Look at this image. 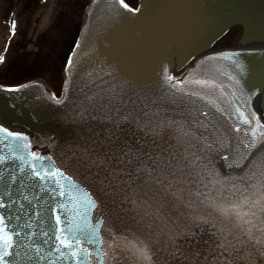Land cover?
Returning a JSON list of instances; mask_svg holds the SVG:
<instances>
[{"label": "snow or ice", "instance_id": "1", "mask_svg": "<svg viewBox=\"0 0 264 264\" xmlns=\"http://www.w3.org/2000/svg\"><path fill=\"white\" fill-rule=\"evenodd\" d=\"M119 3L128 7L124 0ZM15 27L12 21L13 34ZM218 55L231 60L241 73L245 71L238 60L239 52ZM3 59L0 56V62ZM68 67H73L71 59ZM70 81L71 73L63 96L56 99L57 104H64L68 99ZM164 82L175 91L185 92L179 87L186 83L184 80L165 73ZM191 83L207 85L210 82L193 80ZM235 83L244 95L241 80L235 79ZM8 91H19V88ZM259 91L253 87L249 99ZM235 95L233 90V98ZM117 98L122 100L115 93L112 99ZM234 107L237 122L229 131L237 134L235 144L227 133H220L215 139L198 133L197 128L206 131L212 127L206 122L211 120L207 112L201 113L204 121L194 120V126H188L187 121L159 119V110L141 109L139 116L133 110L122 115L121 109L104 105L108 111L94 118L108 125L104 129L106 134L99 138V148L83 150L82 159L87 171L95 169L98 191L107 195L124 192L126 188L135 192L139 188L144 195L152 192L153 199L164 193L173 198L172 208L178 213L170 221L175 227L168 231L161 229L151 241L139 237L129 240L109 229L111 239L107 250L103 247L104 218L93 222L90 215V210L99 207L93 193L55 166L51 157L32 151L27 135L0 125V133L6 134V139L12 138L8 143L0 142L3 144L0 147V264H92L94 255L98 264H104L103 258L110 255L116 264L117 241L121 240L124 250L134 258V264H264V147H261L264 146V121L254 110L249 115L240 105ZM144 108L149 106L145 104ZM113 111L116 118L111 114ZM128 124H134L136 131L150 139H137L135 144L121 141L118 133ZM166 129L174 134L170 139L175 144L164 139ZM96 143L94 140L93 144ZM197 145L199 149L193 151ZM214 152H226L222 156L225 166L238 169V173L221 174L211 159ZM201 188L207 191L202 192ZM211 192L216 195H210ZM192 197L212 212L181 211L182 206L186 209L194 206L196 200ZM123 202L137 204V200H129L127 195ZM86 245H95V248Z\"/></svg>", "mask_w": 264, "mask_h": 264}, {"label": "water", "instance_id": "2", "mask_svg": "<svg viewBox=\"0 0 264 264\" xmlns=\"http://www.w3.org/2000/svg\"><path fill=\"white\" fill-rule=\"evenodd\" d=\"M186 4L184 2H181V4L179 5V8L180 10H177V13H178V19L179 22L177 23L175 20L171 19L173 16H171L170 14H167V10L163 7V6H159V7H154V8H149V10L152 11V13H147L145 10L147 9H143L142 7L145 5L144 2L142 0H140V4H141V10L137 11V12H132V13H136V15H131V16H137L138 18H143V21L145 22L146 26H152L158 30L161 31L162 33V36H164L165 38L171 34V32L169 31L168 32V28H172L173 32L174 29L175 30H183L184 32L187 33V39L188 41L185 42V49L184 51L186 52L187 51V54L188 56L197 51L198 49H200L204 44H206L210 39H211V36H214L215 33L217 32V29L222 26H225V25H229V24H232L235 20V17L232 15L233 13H230V14H227V13H224V8L228 6L229 10L231 12L233 11H240L243 13V16L246 17L247 20L251 21L252 20V12H249L248 16L245 15V11H246V7L247 8H250V7H253V10L254 8L256 7V1L255 0H220L219 4H216L218 3L219 0H216V3H214L213 1L209 2V5H215L218 6L219 8L217 10H215L214 14H212V12L209 10L210 7L206 8L204 11H202L201 14L199 15H193L191 16V13H192V9H194L195 11L198 10L197 7H193L194 5V2H191L192 0H186ZM192 4V5H191ZM203 4V3H201ZM206 5H208L207 3H205ZM191 5V6H190ZM259 5V4H258ZM97 7H95L93 5V3L90 4L87 12L90 13L91 10L93 9H96ZM245 8V9H244ZM257 8V7H256ZM86 12V13H87ZM262 12V13H261ZM261 13V14H260ZM91 14V13H90ZM259 21L257 23H255V25L253 27H256V26H261V29L264 30V7L261 8V10L259 11V14H256L255 15ZM111 16H109L108 13H106L104 16L103 15H97L95 18L93 19H90V18H87L86 15H85V18L86 20L90 21L92 23V27L91 29L94 28L95 26V30L99 33H105L107 34V38H110L112 39L113 36L112 34L115 32V30H117V28L113 27V29H105L102 25V21H99L98 19L100 18L101 20L103 18L109 20ZM116 17H114L113 19H111V21L114 22ZM135 19V17H134ZM142 20V19H141ZM141 22V25L140 26H144V22ZM183 21H187L188 23H184ZM120 24L122 25L121 27H119V36H117V40H113L112 44L109 45V47H103L106 51H108L110 54L112 53V57H115L114 58V61H112V59L108 60L107 62H103L101 65L106 67L108 64L111 65L113 64V69L117 68V73L120 75H129L132 68L129 67V66H123L124 63H129L133 65V58L137 59L136 56H139V57H145L144 55V48L147 50L148 49V45L147 44H136V46L133 47V45L131 43L128 44H125L123 42H121V37L124 36V35H128V37H130V39L132 40H135V41H138L139 43H142V38L139 37L138 35V31H130L128 32L129 30H127L128 28V25L129 24V21H126L125 20H121L119 21ZM182 22V23H181ZM248 22V21H247ZM177 23V24H176ZM130 24H133V26L136 27V24L135 22H131ZM175 24V28L172 27V25ZM240 28H242L241 32H240V39L241 40H244V41H249V40H257V41H264V33H262L261 36H258L257 35V32L261 33L260 31H255L254 29V32L253 30L251 31H248L246 28V25L244 24V20L243 19H240V21L238 22ZM234 25V24H233ZM248 26H250L251 24L247 23ZM113 26V25H112ZM115 26V25H114ZM252 26H250L252 28ZM140 32H141V28L138 29ZM126 31V32H125ZM243 33H245L246 36H243ZM118 35V34H117ZM172 35V34H171ZM88 37V35H86V38ZM167 38H169L170 40H172L171 38H173V41L175 40V37L172 35V36H168ZM194 38V42L191 41V39ZM192 42V47H189L188 48V45L190 44V42ZM151 47L153 49H155L156 47H154L153 44H151ZM252 50H256V49H246L244 51H247L248 54H250L251 56V59L252 58H256V59H261L262 62H264V56L263 55H257L256 53H253L251 54ZM259 50H262L264 51V48L262 49H259ZM124 51H127L126 54H130L132 55L131 56V59L132 60H129L126 59L125 61H118V58H120V55H122V52ZM132 52H134L136 55H133ZM256 52V51H254ZM171 53V52H170ZM188 56H186L185 58H187ZM129 60V61H127ZM182 62L185 60L184 58L181 59ZM117 62V63H116ZM125 65V64H124ZM160 66V63H158L157 67L159 68ZM259 66V64H258ZM172 67H175V66H172ZM177 67V66H176ZM163 69V68H162ZM247 77H248V73H247ZM121 79V77H118L117 78V81L118 83L117 84H121L119 85L121 88L123 86H130V88H132L134 91L136 90H141V85L139 86H136L135 84H133L131 81H127V80H122L123 82H120L119 80ZM241 80V82L243 81V79H239ZM252 83L254 81H251ZM132 84V85H131ZM254 87V86H253ZM252 87V89H253ZM136 89V90H135ZM258 89V88H257ZM147 91L149 92H153L151 89H147ZM137 92V91H136ZM260 92V91H259ZM258 100V101H257ZM259 97L256 98L255 100H252V104L253 106L258 109L259 108ZM145 103V101L143 102ZM1 105V103H0ZM197 110H195L197 114H200V116L202 117L201 113L202 112H207L210 114V117H211V120L208 121V123H211L212 124V127H210L212 130H213V139H215V136L216 135H219L220 133H224L227 132L226 128L224 127V122L222 123L221 122V125H218V116L217 114L214 112V111H210V110H207V108L205 107L204 104H201L199 105V107H196ZM188 111V110H187ZM21 114L19 115V113L16 114V117L18 116V119H19V122L20 124L24 125L26 124V120H25V117L29 118L30 117V122H32L34 125H37V128L38 129H42V128H48V131H51L53 134L57 135L59 134V131H55V127H52V122L49 121L48 119H46L42 114H35V112H33L32 114V111H29V113L25 114L26 111L24 110H20ZM123 112V111H122ZM32 114V116H31ZM124 114V112H123ZM165 116L164 119H170V114L168 113L167 114V111H165ZM199 116V117H200ZM177 120V117L176 119ZM232 122H234V120L232 119ZM52 127V128H51ZM105 128H100L101 130V133L103 132ZM231 129V128H230ZM219 130V131H217ZM198 133L200 134H205L206 131H199L197 130ZM230 132V131H229ZM167 133V134H166ZM171 135H174L170 129H166L165 130V133H164V139L166 141H168L169 143H172V144H175L176 141L173 140V139H170V136ZM236 133H232L231 136L233 138V141H236ZM59 136V135H58ZM97 136L100 138V135L98 134L97 132ZM127 137L129 139V141L133 144L136 143L137 139H145V140H148L150 138H147V137H144L143 136V133L142 132H138V136L137 135H130L129 133L127 134ZM97 142H99V140L95 139ZM196 143V142H195ZM98 146L100 147V144L98 143ZM261 147H264V146H261ZM193 151H195V149H193ZM220 154V153H219ZM219 154L217 153H212L211 154V159L214 161V159L216 158V155L219 156ZM218 158V157H217ZM215 168L219 170V172L223 175H229L230 173H238V169H229L225 166V163L222 162L221 159H219V162L215 164ZM135 185H133L132 187H134ZM211 187V186H209ZM137 189V188H136ZM202 192H206L207 190L206 189H203L201 188L200 189ZM125 191L131 193L132 195L136 196V197H141L142 198V201L144 203V201H147V203L145 204L144 203V206H149L150 207V210L152 211H155V215L153 217H156L155 218V225H153V229H156V230H161L163 229L164 231H168L170 229H173L175 226L171 223L170 221L172 220V217H171V214H170V211L169 210H166L165 207H161V200L163 202H169V204L171 205L174 201H173V198L170 196V195H165L164 193H160V195L156 198V199H153L152 196H153V193L152 192H149L147 195H144L143 192H141V189L139 192V194H137L135 192V194H133L131 191V189H128L126 188ZM210 195L212 196H215L216 193L215 192H211L209 193ZM185 198H187V194H185ZM194 198V197H192ZM159 201V203L157 202ZM196 206H198L197 208H207L210 212H212V209H210L206 204H202L200 203L199 200H196ZM162 202V204H163ZM193 208H196V207H193ZM183 212L187 213L189 210L188 209H185L183 210ZM153 214V213H151ZM162 214V215H161ZM140 216L144 217L145 214L141 213L139 214ZM129 217V216H128ZM166 218V219H164ZM182 219V217H180V220ZM170 220V221H168ZM161 222V229L159 228V224L158 222ZM179 221H177L178 223ZM151 236V234L149 235Z\"/></svg>", "mask_w": 264, "mask_h": 264}, {"label": "rangeland", "instance_id": "3", "mask_svg": "<svg viewBox=\"0 0 264 264\" xmlns=\"http://www.w3.org/2000/svg\"><path fill=\"white\" fill-rule=\"evenodd\" d=\"M130 1L135 2V0ZM45 2L46 3L41 2L40 0H3L1 3L0 20L2 23L4 22V25L2 24L3 28H1L0 34L2 36L5 35V22L10 18L17 21V29L19 31L11 41V48L6 54V58H8L7 60L19 55L22 51H29L31 53L37 51V41L41 32L39 31L38 24L34 25L31 22L36 15L38 16V14H40L41 16V14L45 13L47 7L51 9L52 14L55 15L57 20L61 23V29H73L74 33V29H76L81 21V5L84 4L85 0H45ZM37 16L36 19L39 17ZM32 25L33 27L29 28V26ZM50 29H52V27ZM238 33L239 29L234 28L220 42L217 43V46H227L236 42ZM55 40L56 39L41 38L39 41V45L47 46V52L50 59H47L46 57L42 58L40 54L41 50H39L38 57L29 58L32 63L35 61L37 63H34L32 66V63L26 64V67L22 66L16 71L13 70L9 73V75L5 74L6 69H8V64L5 63L6 65H2V69L0 68V78L4 80H13V78L14 80H19V77L26 78L34 75L48 76L52 81V84L55 86L58 85L57 82L61 78L62 63L64 59L63 54L59 52L57 53L56 63L50 64L49 69H47L48 65L45 63H48L50 60L54 61L55 55H52V49H54V47H58L57 43L54 42ZM2 41L3 39L0 38V49L2 47ZM23 42H25V44ZM43 53L44 51L42 54ZM35 54L37 55V53Z\"/></svg>", "mask_w": 264, "mask_h": 264}, {"label": "bare ground", "instance_id": "4", "mask_svg": "<svg viewBox=\"0 0 264 264\" xmlns=\"http://www.w3.org/2000/svg\"><path fill=\"white\" fill-rule=\"evenodd\" d=\"M91 2V0H89L88 1V4L87 5H81V16L82 17H85V15H84V13H86L87 12V10H88V8H89V6H90V3ZM137 3H138V1H137ZM139 3H140V1H139ZM85 12H84V11ZM139 10H141V4H140V7H138V8H134L133 9V11L132 12H137V11H139ZM38 17V16H37ZM49 18V17H48ZM54 17H50V20H56V18H54ZM35 20L37 21L38 19H36L35 18ZM39 24H40V28H42L43 26H45V28L46 27H48V26H50V25H48L49 24V21H48V19H42V20H40V22H39ZM223 27H225V29L223 30V31H227V32H230L231 30H233L234 29V25L233 24H229V25H225V26H223ZM40 28H39V30H40ZM218 33V31L215 33V35ZM215 35H214V37H215ZM227 35V34H226ZM225 35V36H226ZM224 36V37H225ZM238 37H240V33H238ZM222 38H223V34H222ZM238 40H236V42H234V43H232L231 45H229L228 46V48H227V46H224L225 48L224 49H229V50H235V49H240V50H246V49H261V48H264V41H257V40H249V41H244V40H241L240 38H237ZM213 42V39L211 38L206 44H204L200 49H198L196 52H193V53H191L189 56H188V61H187V63L186 64H184L185 62H186V60H184L183 62H182V65L183 66H185V67H190L191 65H193L194 64V61L195 60H192V58H193V56L194 55H196L197 56V58L198 59H200V60H202V58L204 57L203 55H204V53L206 52V50L210 47V44H208L209 42ZM208 44V45H207ZM213 45H216V44H213ZM212 45V46H213ZM195 53V54H194ZM190 57V58H189ZM200 64V63H199ZM172 68V67H171ZM42 79V78H41ZM41 82H43L42 80H40ZM50 86V85H49Z\"/></svg>", "mask_w": 264, "mask_h": 264}]
</instances>
